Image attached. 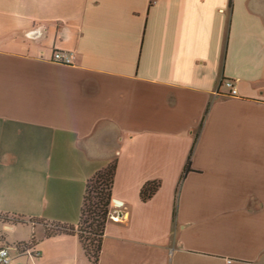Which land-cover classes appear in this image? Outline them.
Segmentation results:
<instances>
[{
    "label": "crops",
    "instance_id": "crops-1",
    "mask_svg": "<svg viewBox=\"0 0 264 264\" xmlns=\"http://www.w3.org/2000/svg\"><path fill=\"white\" fill-rule=\"evenodd\" d=\"M113 159L97 264H264V0H0V215L75 225ZM44 232L0 247L91 264Z\"/></svg>",
    "mask_w": 264,
    "mask_h": 264
},
{
    "label": "trees",
    "instance_id": "trees-1",
    "mask_svg": "<svg viewBox=\"0 0 264 264\" xmlns=\"http://www.w3.org/2000/svg\"><path fill=\"white\" fill-rule=\"evenodd\" d=\"M189 169L190 160L188 158L181 178H183ZM115 171L116 159H113L87 178L78 221L75 225L51 222L41 218H29L28 220L31 223H38L44 226V237H50L59 233L76 235L88 260L91 264H97L101 252L104 229L109 219ZM159 186V180L145 182L139 191L140 198L142 200L149 199L157 191ZM177 191L178 186L175 197L177 196ZM17 217L23 218L21 216ZM33 241L35 242L32 237L31 242ZM21 244L24 245L26 242L17 243L16 247L20 248Z\"/></svg>",
    "mask_w": 264,
    "mask_h": 264
},
{
    "label": "built area",
    "instance_id": "built-area-1",
    "mask_svg": "<svg viewBox=\"0 0 264 264\" xmlns=\"http://www.w3.org/2000/svg\"><path fill=\"white\" fill-rule=\"evenodd\" d=\"M52 59L61 63H69L70 58L67 54L61 51H55ZM224 85L230 89L231 94H236L237 90L231 80H225ZM12 257L10 254V246L3 245L0 247V264H11Z\"/></svg>",
    "mask_w": 264,
    "mask_h": 264
},
{
    "label": "rangeland",
    "instance_id": "rangeland-1",
    "mask_svg": "<svg viewBox=\"0 0 264 264\" xmlns=\"http://www.w3.org/2000/svg\"><path fill=\"white\" fill-rule=\"evenodd\" d=\"M0 217H1L0 218V240H2L4 238V235L1 234V232H3L4 230H6L7 225H10L12 223H17V222H19V223H28V224L31 223L28 219L19 218V217L14 216V215H0ZM18 243H20V242H18ZM3 244L10 245V244H7V243H3Z\"/></svg>",
    "mask_w": 264,
    "mask_h": 264
}]
</instances>
